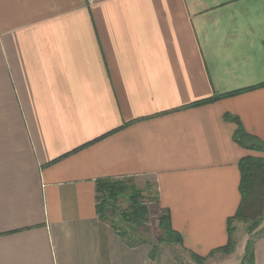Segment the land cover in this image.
Listing matches in <instances>:
<instances>
[{"label":"crops","instance_id":"0c3cea01","mask_svg":"<svg viewBox=\"0 0 264 264\" xmlns=\"http://www.w3.org/2000/svg\"><path fill=\"white\" fill-rule=\"evenodd\" d=\"M263 83L264 0H0V264H155L98 216L108 178L153 186L187 253L224 246L261 154L224 115L264 141Z\"/></svg>","mask_w":264,"mask_h":264},{"label":"trees","instance_id":"16d2710c","mask_svg":"<svg viewBox=\"0 0 264 264\" xmlns=\"http://www.w3.org/2000/svg\"><path fill=\"white\" fill-rule=\"evenodd\" d=\"M264 85L263 84H260ZM240 91L229 92L226 94H217L204 100L194 102L188 106H197L205 103L216 101L225 96H230ZM224 118L236 124L234 132V140L244 149L264 153V141L248 134L238 118L225 114ZM240 173L238 190L240 201L235 213L227 219V242L224 246L215 248L210 251L207 256H199L193 252H188L191 259L196 264H203L207 257L214 253L221 252L230 254L236 247V242L233 240L234 220L242 221L245 224L246 232L250 238L246 241L244 254L241 259V264H254V243L255 240L264 234V227L258 230L264 219V156L246 155L238 162ZM121 198L128 201L126 210L119 211L118 202ZM155 203L157 196L152 198L143 196V193L138 189L131 180L122 178L100 179L96 181V212L98 216L107 220L117 233L124 239L126 244L130 246L146 243L147 240L143 237H136L134 232L144 230L149 218V208L144 203V200ZM119 213L124 223H127L126 228L130 231L119 229L117 225L109 218L108 214ZM157 226L159 235L157 243L181 245L182 238L178 232L172 229L168 212H163L158 218ZM156 246H152L150 256L154 259Z\"/></svg>","mask_w":264,"mask_h":264},{"label":"rangeland","instance_id":"374dc122","mask_svg":"<svg viewBox=\"0 0 264 264\" xmlns=\"http://www.w3.org/2000/svg\"><path fill=\"white\" fill-rule=\"evenodd\" d=\"M257 156V155H255ZM258 156H264V153H261ZM143 193L144 198L149 197L152 198L155 193V188L153 186L150 187L149 191H146L145 189H140ZM148 203L149 208V218L146 224V227L144 230H138L137 232H134L136 237H143L147 240L146 243L149 244L150 248L152 246H156V252L154 254V262L155 264H196L189 254L174 244H165L157 243V237L160 233L159 228L157 226L158 221V210L156 209L155 203H149L146 199L144 200ZM128 206V201L125 198H121L118 202V208L119 211L126 210ZM109 218L112 219V221L117 225L119 229L127 230L126 228L127 223H124L122 220L120 214L114 213V214H108ZM232 227L234 229L232 237L233 240L236 242L235 249L239 246H244L246 241L250 238V235L246 232L245 224L242 221L234 220L232 222ZM264 227V219L261 225L258 227V230ZM130 233L132 230H129ZM235 249L230 254H223L221 252L214 253L213 255L209 256L203 264H241V260H239L238 256L235 253ZM229 255V256H228Z\"/></svg>","mask_w":264,"mask_h":264},{"label":"built area","instance_id":"2783aa9c","mask_svg":"<svg viewBox=\"0 0 264 264\" xmlns=\"http://www.w3.org/2000/svg\"><path fill=\"white\" fill-rule=\"evenodd\" d=\"M88 2H92L93 0H87ZM146 205H148V203L147 202H144ZM150 204H151V202H149Z\"/></svg>","mask_w":264,"mask_h":264}]
</instances>
